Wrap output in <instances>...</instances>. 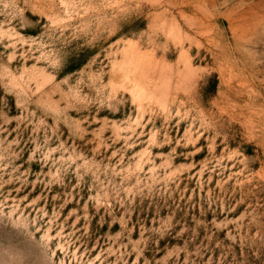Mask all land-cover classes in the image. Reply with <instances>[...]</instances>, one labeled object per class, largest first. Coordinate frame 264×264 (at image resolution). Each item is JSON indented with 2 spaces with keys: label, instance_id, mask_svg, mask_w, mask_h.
Returning <instances> with one entry per match:
<instances>
[{
  "label": "rangeland",
  "instance_id": "obj_1",
  "mask_svg": "<svg viewBox=\"0 0 264 264\" xmlns=\"http://www.w3.org/2000/svg\"><path fill=\"white\" fill-rule=\"evenodd\" d=\"M0 264H264V0H0Z\"/></svg>",
  "mask_w": 264,
  "mask_h": 264
}]
</instances>
